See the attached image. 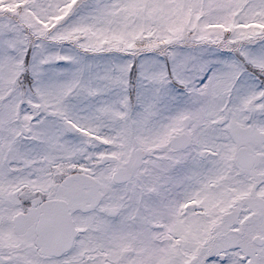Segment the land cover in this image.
I'll return each mask as SVG.
<instances>
[{
    "label": "snow or ice",
    "instance_id": "1",
    "mask_svg": "<svg viewBox=\"0 0 264 264\" xmlns=\"http://www.w3.org/2000/svg\"><path fill=\"white\" fill-rule=\"evenodd\" d=\"M0 264H264V0H0Z\"/></svg>",
    "mask_w": 264,
    "mask_h": 264
}]
</instances>
